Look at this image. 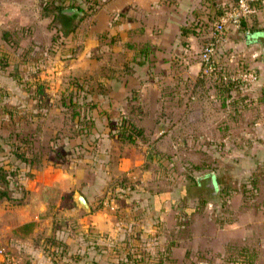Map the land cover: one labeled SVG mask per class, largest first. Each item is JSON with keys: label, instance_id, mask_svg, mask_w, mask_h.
<instances>
[{"label": "rangeland", "instance_id": "374dc122", "mask_svg": "<svg viewBox=\"0 0 264 264\" xmlns=\"http://www.w3.org/2000/svg\"><path fill=\"white\" fill-rule=\"evenodd\" d=\"M56 5L60 3L54 4L50 0L47 3L43 1L41 7L46 11L53 10ZM99 5L98 0H87L85 12L92 13ZM214 16L212 14L201 19L198 26L201 29L194 30L195 34H199L195 35L197 37L191 51L184 57L188 73L184 75L195 76L191 78L193 80L190 79L188 88L198 96L190 94L188 99L182 101L196 105L206 102L204 107L210 110V122L215 124L207 123L202 118L194 121L196 123L191 124L190 129H178L171 133L170 117L172 120L175 116H171L163 104L161 114H158L165 121L161 134L171 133L182 141L187 137L194 142L166 146L163 141L160 151L155 147L153 150L148 148V154L157 155V159L145 164L149 170L147 177L128 179L124 172L117 170L115 164L108 166L109 171L116 173L115 179L107 180L105 188L100 192L87 191L95 208L92 213L87 214L83 209L73 212L72 217L61 216L59 211L52 213L46 233L42 232L41 247L53 263L83 264V261L91 260L97 264H242L245 259L240 249L247 248L253 253V264L257 256L262 257L260 264H263L264 158L244 161L243 156L234 154L237 147L232 142L244 137L246 131L249 136L248 129L255 117L259 118L264 127V99L254 102L255 105L260 104L256 107L258 111L254 110L255 114L252 109L241 114L242 122L245 123L243 129L231 125L239 121L235 95L240 91L239 84H242L234 77L241 69L249 67L245 62H240L243 61L240 55L238 58L233 56L229 51L231 48L223 46L224 37L230 30L228 28L221 33L215 46L214 59L216 64L223 67L222 70L215 69L205 75L199 69L193 74L187 68L189 62L201 64L200 50L210 36ZM243 28L239 22L236 31H240L238 38L242 41L246 39ZM100 35L102 45L93 46L92 38L89 39L92 46L89 44V47L83 49V39L80 40L73 32L64 35L52 32L51 43L46 50L38 47L34 50L29 47L18 50V55L29 63H21L12 71L17 75L18 93L10 104L3 105L4 127L0 130V143L3 144V147L0 146V167L5 173L0 178V190L6 191V197L2 196L0 202L4 201L8 209L24 201L26 193L21 176L29 173L30 169L61 168L70 171L78 164H86L87 159H90L88 163L93 170L101 169L98 160L94 158L97 152L96 132L101 131L95 128L98 115L90 110L95 104V99L91 97L92 89L99 91L105 86H101L104 82L99 83L91 77L105 76L111 72L121 73L125 69L121 65L128 68L125 62L122 64V60L126 61L132 54L126 49H111L105 42V33ZM252 36L247 40H259L253 46L257 51L255 57L264 63L263 39L260 35ZM60 43H64L61 49L58 48ZM113 56L117 61L114 66H110L113 64ZM175 58L179 59L176 55L171 59ZM249 69L256 76L257 68ZM220 71H223L224 78ZM263 90L258 97L262 93L264 95ZM202 91H207L203 98L200 96ZM218 94L222 98L217 97ZM165 100L168 99L163 98L162 103ZM221 101L225 113L220 112L223 106ZM126 120L104 118L117 134L120 133L121 121L125 123ZM218 121H228L226 127L219 130V133L224 134L225 142L218 140V130L215 129ZM161 134H157V137ZM34 148L39 153L37 156H32ZM245 149L249 147H241V151ZM29 158L32 160L26 163ZM115 159L116 156L113 161ZM102 170L106 168L102 167ZM209 172L215 183L214 189L207 183ZM139 187L146 188L147 193L141 196ZM71 196L70 191L64 200L65 204L71 200ZM154 197L156 199L153 201ZM54 200H51L53 204ZM154 202L163 211L153 209ZM65 204L60 205L63 210L66 209ZM195 218L198 220L196 233L199 235L205 234L208 221L211 220L217 229H225L223 224L230 223L241 233L243 240L225 244L219 252L202 250L206 248L200 245L193 247L192 244L196 242L192 239ZM82 249L89 250V253L84 252L78 257Z\"/></svg>", "mask_w": 264, "mask_h": 264}, {"label": "crops", "instance_id": "0c3cea01", "mask_svg": "<svg viewBox=\"0 0 264 264\" xmlns=\"http://www.w3.org/2000/svg\"><path fill=\"white\" fill-rule=\"evenodd\" d=\"M43 1L0 0V130L4 127L2 116L5 107L3 105L10 104L18 93L17 75L12 71L17 69V65L21 63H29L18 55L19 49L29 47L34 50L38 47L37 49L46 50L51 43L52 32H61L63 35L73 32L74 35L79 36L80 40L83 39V49L92 46L89 39L93 38V46L98 47L102 45L100 41L102 35H98L104 32L107 36L105 42L111 46V49L115 51L126 49L132 55H129L126 61L122 60V64L125 62L128 68L121 65L125 68L121 73L111 72L105 76L87 77V80L91 77L99 83L104 82L100 85L105 86L99 91L92 89L91 97L95 99L93 102L95 104L90 110L98 115L95 128L101 131L96 132L97 152L94 156L101 169L93 170L94 168L88 163L90 159H87L86 164H78L70 171L61 168L30 169L29 173L21 176L26 193L24 201L19 206H9V209L4 205V201L0 202V247H3L22 264H55L41 247L42 232L46 233L52 213L59 211L61 216H71L78 209L82 210L73 201L75 191H79L87 201L89 206L87 214L92 213L95 208L87 191L100 192L102 188H105L107 180L115 179L116 173L109 171L112 164H115L117 170L124 172L128 179L137 176L147 177L149 170L145 168V164L157 159V155L148 154V148L153 150L155 147L160 151L163 141L169 146L191 144L194 142L192 139L184 137L182 141L180 137H173L172 131L190 129L191 124L196 123L194 121L202 118L207 123L215 124L210 122L208 115L210 110L204 107L206 102L196 105L182 101L188 99L190 94L193 97L196 94L188 88L190 79L194 75H184L188 74L184 57L188 56L187 53L191 51L197 37L195 35L199 33L182 35L180 29L181 27L201 29L198 27L202 22L201 19L212 14L211 12L219 4H229L232 0H98L100 5L92 13L85 12L87 0H52L54 4L59 2L60 5L53 6V10L46 11H43L41 7ZM67 6L78 8L80 13L62 11ZM240 27H244L242 30L246 39L242 41L238 38L240 31H236V28H228L230 30L224 37L223 46L231 48L229 51L230 54H234L233 56L238 58L240 55V59L243 58L240 62H245L249 68H257L258 71L250 83L241 81L240 91L235 95L237 98L235 106L238 111L236 116H239V121L231 125L243 129L245 123L242 122L241 114H245L249 109H252L255 114V111H258L256 107L260 104L255 105L254 102L257 99L259 101L264 99L263 93L261 97H258L261 89H264V63L256 59L257 51L253 47L254 43H258L259 40L253 39L251 42L247 40L252 34L260 35L264 49V36L262 35L264 0L259 2L256 13L240 22ZM144 41L150 44L149 53L146 56H133L132 46ZM63 44L60 43L58 48H63ZM174 55L179 59H171ZM114 57L111 62L113 64L110 66L116 64L117 59ZM131 59L137 61L133 62ZM239 66H237V71H239ZM187 68L194 74L197 73L200 64L196 61L189 62ZM207 91L201 92V98ZM217 97L222 98L219 94ZM163 98L168 100L162 103ZM221 102L223 106L220 107V112L225 113L224 103ZM163 104L169 109L171 116H175L172 120L170 117V135L161 134L165 121L158 114H161ZM104 118L113 121L127 118L125 124H131L140 129L141 134H133L132 141H123L118 138L115 129L111 128L112 125L108 126ZM226 122L218 121L215 127L218 130L219 138H217L222 142H225L226 138L222 132L219 133V130L226 127ZM239 122H241L240 127ZM242 124L243 127H241ZM248 130L249 136L247 131L246 133L242 131L247 137L243 135L244 137H239L237 141L232 142L234 147H237L234 154L243 156L244 161L261 160L264 158V127L258 117L250 123ZM157 134L161 135L157 137ZM0 146L3 147V144L0 143ZM243 146L249 149L241 151ZM114 156L117 157L115 161H113ZM102 167L106 170H102ZM139 189H141L139 193L141 196L147 193L146 188L139 187ZM70 191L71 200L65 204L64 200ZM52 199H55V204L51 201ZM155 199L156 197L153 201ZM62 204H65L66 209H62L60 206ZM152 206L156 211H163L155 202ZM193 222L195 223L192 227V239L196 241L192 244L193 247L200 245L201 248H206L202 250L219 252L223 250L225 244L239 243L243 240L241 233L236 231L230 223L223 224L226 230L223 227L217 229L210 220L208 222L212 226L208 224V229L203 231L205 234L199 235L196 233L197 218L193 219ZM199 239L201 241H198ZM84 252L89 253V250H80L78 257H81ZM90 257L91 255L87 258ZM261 259V256L260 258L257 256L255 264H260ZM87 261H83V264Z\"/></svg>", "mask_w": 264, "mask_h": 264}, {"label": "built area", "instance_id": "2783aa9c", "mask_svg": "<svg viewBox=\"0 0 264 264\" xmlns=\"http://www.w3.org/2000/svg\"><path fill=\"white\" fill-rule=\"evenodd\" d=\"M260 1L261 0H235L234 2L227 4L222 12L214 19L212 22V31L210 36L203 44L199 54L201 63L199 72L201 74L206 75L215 69H223L221 65L216 64L214 59L215 46L221 36V33L227 28H237L241 19L247 18L256 13L258 8L256 3ZM220 72L222 73L223 71ZM222 77H225L223 73ZM234 78H238L240 81L248 83L254 80L255 75L249 68H243L236 74V77ZM0 264L22 263H20L10 253H7L3 247H0Z\"/></svg>", "mask_w": 264, "mask_h": 264}, {"label": "trees", "instance_id": "16d2710c", "mask_svg": "<svg viewBox=\"0 0 264 264\" xmlns=\"http://www.w3.org/2000/svg\"><path fill=\"white\" fill-rule=\"evenodd\" d=\"M49 1V0H48ZM47 0H44L45 3L48 2ZM235 0H232L231 2H234ZM257 7L259 5V2L256 3ZM227 6V4H219L218 7L216 9H214V11H212L211 13L214 16L213 19H215L221 12L222 10ZM43 9V7H42ZM212 14H209V16H212ZM244 20V19H241L240 22ZM181 34L182 35H186L188 33H195L194 29L191 28V27H181ZM3 37L4 36V33H3ZM130 47V45H129ZM133 47V56H146L149 51H150V44L147 42V41H144V42H140L139 44L135 45V46H132ZM222 76V75H221ZM239 84V83H238ZM240 85V84H239ZM122 123H120V133L117 134L118 138L121 139V140H125V141H132V136L133 134L135 135H140L141 134V130L134 127L133 125H129V124H125L123 121H121ZM23 136V135H22ZM36 148H34L31 153H32V156H37L39 153L35 151ZM32 160V158L30 159H27L26 160V163H30V161ZM5 176V173L4 171L2 170V168L0 167V178H3ZM2 196H5L6 197V191L4 190H0V198ZM242 255H244V263L242 264H253V253L251 251H249L247 248H241L240 249ZM240 264V263H239Z\"/></svg>", "mask_w": 264, "mask_h": 264}, {"label": "water", "instance_id": "95a60500", "mask_svg": "<svg viewBox=\"0 0 264 264\" xmlns=\"http://www.w3.org/2000/svg\"><path fill=\"white\" fill-rule=\"evenodd\" d=\"M62 11L64 12H73V13H76V14H79L80 13V10L76 7H73V6H67V7H64L62 9ZM262 35L264 36V29L262 31ZM207 183L209 185V187L211 189H214L215 188V183H214V180H213V177H212V173L209 172L207 173ZM73 201L74 203L82 208L83 210L85 211H88L89 210V206H88V203L87 201L85 200V198L83 197V195L79 192V191H75L74 192V196H73ZM85 264H95L93 261H87Z\"/></svg>", "mask_w": 264, "mask_h": 264}]
</instances>
